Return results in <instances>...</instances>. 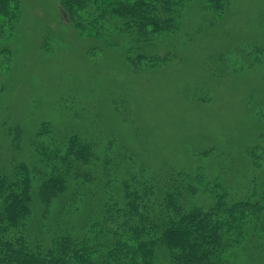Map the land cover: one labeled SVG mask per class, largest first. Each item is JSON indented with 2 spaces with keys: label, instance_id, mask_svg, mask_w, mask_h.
<instances>
[{
  "label": "trees",
  "instance_id": "trees-1",
  "mask_svg": "<svg viewBox=\"0 0 264 264\" xmlns=\"http://www.w3.org/2000/svg\"><path fill=\"white\" fill-rule=\"evenodd\" d=\"M56 1L82 38L123 47L143 73L174 58L166 47L197 0ZM233 2L201 0L200 9L221 18ZM19 15L20 0H0V39ZM69 130L43 123L30 162L15 158L0 172V264H232L243 252L264 264V144L247 152V183L236 165L226 185L200 168L140 166L115 140Z\"/></svg>",
  "mask_w": 264,
  "mask_h": 264
},
{
  "label": "rangeland",
  "instance_id": "rangeland-1",
  "mask_svg": "<svg viewBox=\"0 0 264 264\" xmlns=\"http://www.w3.org/2000/svg\"><path fill=\"white\" fill-rule=\"evenodd\" d=\"M200 1L166 47L174 58L136 73L123 47L82 38L56 0H20L14 30L0 39V172L15 158L30 162L50 123L115 140L157 170L200 168L231 185L237 165L245 185L254 174L247 152L264 144V0H234L221 18ZM254 47L261 51L239 53ZM42 212L36 203L32 231ZM258 262L243 252L232 264Z\"/></svg>",
  "mask_w": 264,
  "mask_h": 264
}]
</instances>
